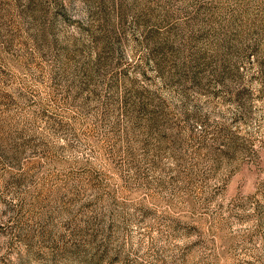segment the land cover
Instances as JSON below:
<instances>
[{
  "label": "rangeland",
  "instance_id": "rangeland-1",
  "mask_svg": "<svg viewBox=\"0 0 264 264\" xmlns=\"http://www.w3.org/2000/svg\"><path fill=\"white\" fill-rule=\"evenodd\" d=\"M0 264H264V0H0Z\"/></svg>",
  "mask_w": 264,
  "mask_h": 264
}]
</instances>
